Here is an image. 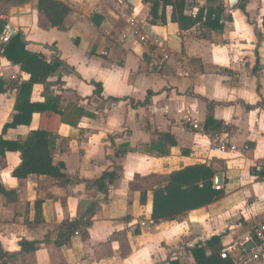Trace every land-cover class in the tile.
Wrapping results in <instances>:
<instances>
[{"label":"crops","instance_id":"0c3cea01","mask_svg":"<svg viewBox=\"0 0 264 264\" xmlns=\"http://www.w3.org/2000/svg\"><path fill=\"white\" fill-rule=\"evenodd\" d=\"M55 1L69 9L63 30L44 19L37 0H0L4 27L21 33L29 50L64 64L46 85L33 86L30 101L51 96L64 111L53 161L65 176L19 180L11 175L19 153L0 158V187L10 192L0 193V264H193L187 249L195 242L208 255L212 236L223 247L252 235L264 219V183L254 167L264 155V0H240L234 10L229 0H188L192 15L223 5L221 32L201 24L181 31L169 7L166 23L152 25L141 0ZM0 78L9 85L0 94L1 133L14 113L15 85L27 76L0 52ZM185 115L205 133L192 130ZM38 123L33 114L29 126L4 138H25ZM213 133L236 150H212ZM199 164L221 175L223 196L155 222L153 190ZM105 173L111 177L96 183ZM76 220L80 228L63 236ZM22 241L33 248L22 249Z\"/></svg>","mask_w":264,"mask_h":264},{"label":"trees","instance_id":"16d2710c","mask_svg":"<svg viewBox=\"0 0 264 264\" xmlns=\"http://www.w3.org/2000/svg\"><path fill=\"white\" fill-rule=\"evenodd\" d=\"M214 2L216 0H208ZM149 6L150 24L156 22L166 23V8H171L170 22L176 23L181 31H188L196 25H203L206 28L221 32L224 28L223 5L215 8L203 9L198 7L195 15L189 13L193 3L188 0H141ZM239 9L244 11L243 4ZM38 12L47 20L51 27L63 30L65 17L69 9L55 0H37ZM4 24L0 22V33ZM28 43L21 33H16L7 41L0 44L1 55L12 65L19 67L21 73L27 76V80L16 84V99L13 107L11 121L2 126L0 133V158L7 152H18L20 163L11 173L13 178L22 180L28 176H44L64 182L62 173L63 164L55 163L54 142L57 132L64 123V111L60 108V103L56 98L45 96L42 103L30 101V95L34 85H46L64 64L56 55L47 57L39 51L28 49ZM95 86V96L99 97L100 86ZM8 82L0 78V94L7 92ZM33 114H38L39 123L36 130L31 131L25 138L7 140L4 138L8 130H13L21 126H29ZM215 171L210 167L199 164L185 167L174 171L166 179V184L152 192V219L158 221H170L179 215L203 208L223 196L222 190L213 188V178ZM111 177V174H103L96 183L104 182ZM104 188L103 190H105ZM0 193L8 196L10 192L0 187ZM82 221L76 220L68 223L63 236L71 235L79 229ZM220 236H212L206 241V246L210 254L206 255L205 247L201 242H195L187 251L193 258V264H233L231 260H221ZM22 249L33 248L34 243L20 242ZM28 250V249H26ZM168 264H180L177 259H173Z\"/></svg>","mask_w":264,"mask_h":264},{"label":"built area","instance_id":"2783aa9c","mask_svg":"<svg viewBox=\"0 0 264 264\" xmlns=\"http://www.w3.org/2000/svg\"><path fill=\"white\" fill-rule=\"evenodd\" d=\"M0 20H5V17H0ZM9 30V26L4 27V33L1 39L3 42L4 38L8 37ZM183 121L199 134H204L206 131L205 126L202 125L200 121L193 119L189 115H185ZM209 140L211 149L216 152L224 154L228 151L236 150L235 147L225 143V139L220 133L209 135ZM246 148L247 147H243V150H246ZM254 167L260 174L261 180L264 183V155L254 161ZM213 188L217 191L220 190V186L213 185ZM141 226H144V224H141ZM248 244H252L249 250L246 249ZM219 257L223 261L231 260L234 262L238 260L245 264L255 263L264 258V219L257 225L252 235L242 236L221 247Z\"/></svg>","mask_w":264,"mask_h":264},{"label":"water","instance_id":"95a60500","mask_svg":"<svg viewBox=\"0 0 264 264\" xmlns=\"http://www.w3.org/2000/svg\"><path fill=\"white\" fill-rule=\"evenodd\" d=\"M239 2H240V0H229L228 1V8L230 10H234L237 7V5L239 4ZM13 35H15V32H14V30L10 29L9 33H8V37H5L4 41H7ZM221 182H222L221 181V175L220 174H216L214 176L213 184L215 186H219V185H221ZM251 247H252V244H248L246 249L249 250Z\"/></svg>","mask_w":264,"mask_h":264},{"label":"rangeland","instance_id":"374dc122","mask_svg":"<svg viewBox=\"0 0 264 264\" xmlns=\"http://www.w3.org/2000/svg\"><path fill=\"white\" fill-rule=\"evenodd\" d=\"M88 100H89L88 98L85 99V101H88ZM258 126L260 127V129H263L264 128V123H260ZM13 200H14V197H9L7 199L8 202H12Z\"/></svg>","mask_w":264,"mask_h":264}]
</instances>
